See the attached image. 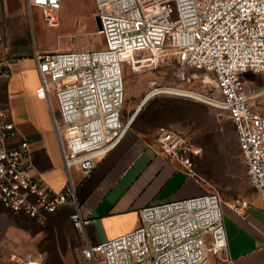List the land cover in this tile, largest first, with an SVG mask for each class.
<instances>
[{"label":"built area","instance_id":"1","mask_svg":"<svg viewBox=\"0 0 264 264\" xmlns=\"http://www.w3.org/2000/svg\"><path fill=\"white\" fill-rule=\"evenodd\" d=\"M71 0H25L32 20L41 11L55 26V12ZM104 47L101 50H35L39 77L35 91L46 102L68 176L56 192L36 172L28 142L0 106V205L42 223L64 207L82 235L90 219L80 212L70 173H89L131 130L134 115L123 118L125 91L122 69L136 73L168 62L175 83L150 82L148 96L160 93L193 98L225 113L247 170V182L264 204V113L252 101L264 99V88L251 91L247 75H264V0H92ZM0 84L12 75L2 51ZM197 83L198 86L188 88ZM156 150L192 174L195 154L179 131L161 128L152 141ZM216 193L154 204L139 210V226L118 237L80 248L87 264H232ZM245 198L229 203L241 215ZM13 264H42L32 257H11Z\"/></svg>","mask_w":264,"mask_h":264},{"label":"rangeland","instance_id":"2","mask_svg":"<svg viewBox=\"0 0 264 264\" xmlns=\"http://www.w3.org/2000/svg\"><path fill=\"white\" fill-rule=\"evenodd\" d=\"M55 14L57 23L49 26L42 20L39 10L34 11L30 20L25 0H0L4 55L19 58L29 57L35 50L103 49L92 0L64 2ZM122 73L125 91L122 116L124 119L131 117L137 110L133 129L140 131L147 141H152L161 127L179 131L196 152L190 158L192 174L199 180L203 193L220 196L223 216L226 210H231L228 203L235 198H245L251 206L254 203L251 212L264 219V214L257 208L261 206L258 194L248 185L247 170L227 115L193 98L166 93L145 101L151 89L150 82L155 81L158 86L175 83L173 64L164 62L139 73L124 65ZM245 77L247 89L258 91L264 88V75ZM195 86L198 84L193 83L188 88ZM251 107L264 113V99L252 101ZM70 213L69 209H60L39 223L0 205V264H13V255L36 258L42 264H87L79 253L86 242L73 226Z\"/></svg>","mask_w":264,"mask_h":264},{"label":"crops","instance_id":"3","mask_svg":"<svg viewBox=\"0 0 264 264\" xmlns=\"http://www.w3.org/2000/svg\"><path fill=\"white\" fill-rule=\"evenodd\" d=\"M4 57L10 62L12 75L0 84V106L9 109L19 139L28 142L36 172L50 188L60 192L68 176L49 108L35 95L39 77L33 55ZM152 141L131 129L94 170H71L80 212L91 221L82 234L85 242L95 244L134 230L139 226V210L145 206L203 193L199 180L180 163L160 154ZM259 202L257 208L264 214V204ZM252 206L241 215L229 209L225 212L232 264H264V219L251 212Z\"/></svg>","mask_w":264,"mask_h":264},{"label":"trees","instance_id":"4","mask_svg":"<svg viewBox=\"0 0 264 264\" xmlns=\"http://www.w3.org/2000/svg\"><path fill=\"white\" fill-rule=\"evenodd\" d=\"M133 122H134V121H133ZM161 128H165V127H161ZM131 129H133V124H132V126H131ZM208 163H209V160H208ZM64 208H65V209H69V210H71V208H69V207H64ZM64 208H61V209H64ZM56 212H57V211H56ZM56 212H55V213H56ZM55 213L48 214L47 216L53 215V214H55ZM71 213H72V210H71ZM71 213H70V214H71ZM47 216H46V217H47Z\"/></svg>","mask_w":264,"mask_h":264},{"label":"water","instance_id":"5","mask_svg":"<svg viewBox=\"0 0 264 264\" xmlns=\"http://www.w3.org/2000/svg\"><path fill=\"white\" fill-rule=\"evenodd\" d=\"M95 23H96V27H97V29H99V28H100V26H99V21H98V19H97V18H95Z\"/></svg>","mask_w":264,"mask_h":264},{"label":"bare ground","instance_id":"6","mask_svg":"<svg viewBox=\"0 0 264 264\" xmlns=\"http://www.w3.org/2000/svg\"><path fill=\"white\" fill-rule=\"evenodd\" d=\"M150 97L149 96H147L146 98H145V101H148V99H149ZM137 114V110H136V112H135V114H134V116Z\"/></svg>","mask_w":264,"mask_h":264}]
</instances>
